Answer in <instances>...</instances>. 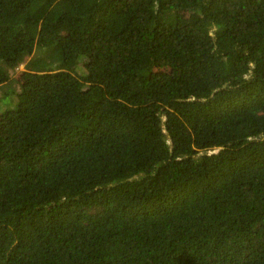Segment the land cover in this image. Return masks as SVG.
<instances>
[{
	"label": "trees",
	"instance_id": "obj_1",
	"mask_svg": "<svg viewBox=\"0 0 264 264\" xmlns=\"http://www.w3.org/2000/svg\"><path fill=\"white\" fill-rule=\"evenodd\" d=\"M0 264H264V0H0Z\"/></svg>",
	"mask_w": 264,
	"mask_h": 264
},
{
	"label": "rangeland",
	"instance_id": "obj_2",
	"mask_svg": "<svg viewBox=\"0 0 264 264\" xmlns=\"http://www.w3.org/2000/svg\"><path fill=\"white\" fill-rule=\"evenodd\" d=\"M20 70H25L24 65H22V66L20 67ZM156 72H157V71H156ZM38 76H40V74H39Z\"/></svg>",
	"mask_w": 264,
	"mask_h": 264
}]
</instances>
